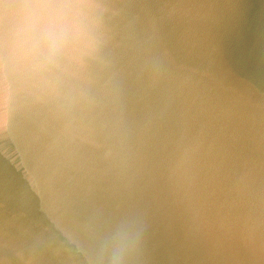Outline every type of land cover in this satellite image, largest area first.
I'll return each instance as SVG.
<instances>
[{"label": "water", "instance_id": "obj_1", "mask_svg": "<svg viewBox=\"0 0 264 264\" xmlns=\"http://www.w3.org/2000/svg\"><path fill=\"white\" fill-rule=\"evenodd\" d=\"M93 2L83 67L0 84V264H264V0Z\"/></svg>", "mask_w": 264, "mask_h": 264}, {"label": "clouds", "instance_id": "obj_2", "mask_svg": "<svg viewBox=\"0 0 264 264\" xmlns=\"http://www.w3.org/2000/svg\"><path fill=\"white\" fill-rule=\"evenodd\" d=\"M93 0H0V84L53 86L70 66L83 67L102 43ZM134 260V256L127 258ZM124 250L111 264H124Z\"/></svg>", "mask_w": 264, "mask_h": 264}]
</instances>
